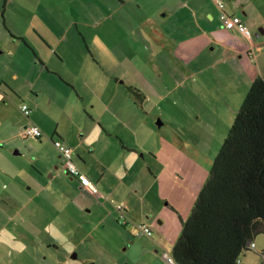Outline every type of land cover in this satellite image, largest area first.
<instances>
[{
  "label": "rangeland",
  "instance_id": "obj_1",
  "mask_svg": "<svg viewBox=\"0 0 264 264\" xmlns=\"http://www.w3.org/2000/svg\"><path fill=\"white\" fill-rule=\"evenodd\" d=\"M124 1L126 4L117 7V13L113 17L110 16L111 19L104 24L90 26L91 16L84 10V14L90 18L87 21L83 19L84 15L78 10V4L71 0H23L20 7L16 9L15 7L8 9V7L4 10L2 9L4 1L0 0V12L6 10V16L11 17L16 23L13 29L7 32L0 17V77L9 80L11 85H16L21 94L19 98L25 99L33 88L39 93L38 88L43 85L40 81H43L44 77L40 76L36 84L33 78H30V76L34 77L36 69L40 70L39 63L43 60L49 68L61 73L65 80L73 82L76 86L79 84L78 87L83 91L86 88L82 85L85 81L88 82L89 79L92 83L93 80H97L102 87L97 88V91L101 93L102 98L113 100L114 111L117 110V91L118 98L125 90L127 97L140 106L142 98L134 95L132 89H142L147 95V100L140 111L143 122L141 120L138 122L141 127L146 122L154 129H158L160 116L166 121L168 128L212 127L214 120L186 119L179 108L177 110L169 103L154 106L156 97H162L167 102L170 100L168 91H171L172 85L178 80L166 71L165 66V71L158 66L153 67L165 63L164 60L170 62L174 59L167 49L185 48L187 52L189 50L192 52L188 55L190 59H194V56L198 57L197 45L201 36L192 29V23L190 26L187 25L188 31L185 35L177 31L174 32L176 38L171 39L165 34H168L169 28L177 29L174 28L175 23L169 12L170 8L165 6L166 1L171 0ZM66 29H70L69 35H66ZM47 32L52 36L43 35ZM218 32L216 30V33ZM80 33L84 35V39ZM216 33H212L211 37ZM19 35H23L24 39L17 38ZM32 35L42 36L49 41L50 47L40 36L37 43L41 47L44 46L42 48L38 46L32 40ZM60 37L64 38V41L61 45L62 50L60 51L59 48L58 51L56 45L60 43L57 40ZM202 37L206 39L205 36ZM70 41L74 45L65 47ZM28 44L36 49L37 55ZM210 48L212 46L209 45L207 49ZM55 53H59L62 58L57 59ZM48 54L54 55L46 60ZM207 61L212 63L214 58ZM132 69L138 70L135 72L138 75ZM14 73L19 77H27L28 80L18 82L11 80V77L14 78ZM51 73L54 75H48L45 71L47 77L52 79L46 88H43L42 95L40 94L39 112L34 115L31 113L27 118L19 107L25 105L33 110V106L31 108L26 104L29 103L27 101L19 106L20 101L16 100L11 107V121L16 122L17 129L10 128L9 122L0 126V264H135L136 259H146L148 255L144 252L143 245L150 239L138 238L136 236L138 228L134 229L132 224L125 227L118 222L116 205L112 200L109 198L100 200L88 195L77 186L75 181L64 175V171L63 174H57L63 168L58 161V151L53 146V142L61 141L51 132L61 121L58 118L59 110L62 109L59 104L65 94L70 92L75 99L77 96L63 80L57 78L55 72ZM157 74L159 76L152 77ZM107 76L111 78L112 84L115 85L117 78L121 84L106 88L104 83L109 78ZM200 78L202 79V76ZM151 81L156 82V85L152 86ZM149 90L153 93H149ZM78 92L85 98L84 103L79 97L76 99L81 106L85 105L89 111L97 110L100 113L98 107L91 108V104L87 101L90 99L86 94L87 91L84 93L78 90ZM121 108L126 110L122 105ZM82 113L85 122L87 117L83 110ZM232 119L228 118L230 121ZM35 123L42 124L48 135L45 137L44 134L41 142L22 137L18 131V128L23 131L24 127L33 126ZM82 125L84 126V123ZM58 126L60 128L64 125L58 124ZM229 128L224 131L225 137ZM113 138L120 148L124 147L116 136ZM134 139L141 145L151 142L139 134L126 140V146L132 145ZM131 152L137 153L142 158L140 150L134 148ZM206 180L207 176L202 186ZM179 185L184 187L187 184L179 183ZM155 193L154 189L149 190L150 198L159 206L158 214L152 213V218H157L159 215V220L163 222L157 225L156 220H152L151 238H156L158 228L171 235L173 228H176L180 233V217L177 211L166 206L167 200L159 203ZM187 195L183 191L178 195V203H182L184 209H187L188 205ZM168 198L174 201L171 196ZM161 240L168 242L169 236L162 237ZM254 243L256 247L240 258L242 263L264 262L262 254L264 234L255 238ZM160 244L162 250L168 253L172 251L170 244ZM146 245L148 246V243ZM148 249L154 250V247L149 244Z\"/></svg>",
  "mask_w": 264,
  "mask_h": 264
},
{
  "label": "crops",
  "instance_id": "obj_2",
  "mask_svg": "<svg viewBox=\"0 0 264 264\" xmlns=\"http://www.w3.org/2000/svg\"><path fill=\"white\" fill-rule=\"evenodd\" d=\"M3 1V10L8 7V9L14 7L16 9L23 2V0ZM71 1L78 4L77 8L84 15L83 19L87 21L90 18L84 14V10L91 16L92 23L90 26L104 24L117 13V7L126 4L124 0ZM127 1L133 2V0ZM221 1L223 2V0ZM15 2H18V4L16 5ZM223 3L224 10L227 13L235 14L241 18L250 32L251 38L249 40L234 30H225L219 19L216 0L166 1L165 6L170 8L171 11L169 12L175 23L174 28H177L176 30L169 28L168 34L165 33L166 36L174 39L176 38L174 32L177 31L185 35V32L188 31L187 25L190 26L192 23V29L201 36L197 45L199 52L198 57L194 56V59H190L188 56L192 54L190 50L187 52L185 48H168L167 52L175 60L171 59L170 62L164 60L165 63L153 66H158L163 71H165V66L166 71L178 79L172 85L171 91H168L170 100L167 102L162 97H156L154 98V106L157 107L155 104L169 103L173 108L177 110L179 108L186 119L208 118L214 120L212 127L206 129L200 127L168 128L162 116L158 120V129H154L146 122L141 127L138 122L140 120L143 122L140 111H142L143 103L145 104L147 100V95L142 89H137L140 93L138 97L142 98L140 106L136 101H131L127 97L125 90L123 95L121 94L118 98L117 91V110L114 111L113 100L102 98L101 93L97 91V88H102L97 80H93L92 83L89 82V79V83L85 81L82 84L86 87L83 91L82 88L78 87L79 84L76 86L73 82L65 80L61 73L49 68L48 64L42 59L39 63L41 65L40 70L36 69L35 71L34 68V77L30 76L35 84L40 76L44 77V80L40 81V84L43 82V85L38 88L39 93L33 88V93L30 90L31 93H28L25 99H20L19 88H16V85H11L9 80L0 77V126L9 122L10 128L17 129L16 122L11 121V107L16 103V100L20 101L19 106L26 103V101L29 102L26 104L30 107L33 106V110L29 108L30 113L26 116L27 118L31 113L34 115V113L39 112L40 94L42 95L43 88H46L48 82L52 79V77H47L45 71L48 75H54L51 72H55L57 78L63 80L83 103L85 98L79 94L78 90L84 93L87 91L86 94L90 97L87 101L91 104V108L98 107L101 110L100 113L97 110L89 111L87 106H81L76 100L77 98L75 99L72 93L69 92L65 94L64 99L59 104L62 109L58 113V118L61 119L58 124L64 126L59 128L57 124L54 131L51 132V134H56L59 137L62 144L73 151L74 163L96 186L98 189L97 194H90L86 191L75 179L66 175L64 169L57 174H63L64 171V175L69 177L71 181H75L77 186L88 195H93L100 200L109 198L113 204L122 205L128 219V223L124 225L125 227L132 224L135 229L137 226L144 224L152 228L150 223L153 219L156 220L157 225L162 224L163 221L159 220V215L157 218H152V213L157 215L159 212L158 204L149 195V190L153 189L156 191L155 197L159 203L167 200L166 206L171 207L175 212L177 211L180 221L184 222L188 218L202 188L201 184L205 176L208 177L216 152L225 139L224 131L233 122L235 114L253 80L257 76L264 79V0H227ZM6 15V10L0 12L3 27L8 32L9 29H13L16 23ZM216 30L219 32L216 33ZM69 32H71L70 29H66V35H69ZM212 33H216L215 36L211 37ZM10 34L12 35V32ZM43 35H46V37L52 36L49 32ZM80 35L82 39L85 38L83 34L80 33ZM39 36L32 35L31 38L37 43ZM202 36H205L206 39ZM17 38L24 39L23 35H19ZM41 39H44L45 44L50 47L49 41L43 37ZM63 39L62 37L57 39L60 42L56 45L58 51L59 48L60 51L62 50ZM177 39L179 41V34ZM71 44L74 45L70 41V44L65 47L69 48ZM28 45L37 55L36 49L32 45ZM37 45L40 46L38 43ZM209 45L212 46L210 50L207 49ZM55 52L57 51L55 50ZM53 55L48 54L46 60L51 59ZM206 55H209V57L207 58ZM56 58L60 59L62 56L57 53ZM212 58H214V61L208 63L207 60ZM113 68L115 69L114 63ZM90 70L94 71L92 68ZM132 70L134 73L138 71ZM154 72L157 71L154 70ZM13 76L14 78L11 77V80L15 82L28 80L27 77H19L15 73ZM156 76L159 75H152L153 78ZM110 79V77L107 78V82L104 83V86H107L106 88L121 84L118 82V78L115 79V85L112 84ZM151 83L152 86L156 85L154 81H151ZM149 93H153V91L149 90ZM121 105L126 108L125 111L121 108ZM82 110L87 117L85 122ZM228 118L233 119L230 121ZM82 123H84V126ZM41 125L39 123L33 125L43 132L42 137L35 139L40 140V142L43 140L44 134L45 137L48 136ZM18 131H20V136L27 138L22 129L18 128ZM139 134L146 140H151V142L141 145L138 144V140L134 139V145L126 146V140ZM115 136L116 138L119 136L117 139L121 141L124 147L120 148L119 144L115 143V138H113ZM134 148L140 150L142 158L137 153L131 152ZM58 161L60 162L59 154ZM60 166L62 167L61 162ZM179 183H186L187 185L183 187ZM181 191L188 194L186 196L187 209L182 208V203H178V195ZM167 195L174 198V201L168 198ZM112 197L115 199H111ZM158 229L156 238L147 237L150 240H145L146 242L143 245L144 252L148 257L142 260L136 259L135 264H168L160 257V252L164 250H162L163 247L160 243L170 244L172 250L180 233L176 228H173L172 235L171 233H164L161 228ZM167 236H169V241L163 242L162 237ZM142 238L146 239V237ZM147 243L148 246L151 244L154 250H149ZM151 251L154 253L152 254Z\"/></svg>",
  "mask_w": 264,
  "mask_h": 264
},
{
  "label": "trees",
  "instance_id": "obj_3",
  "mask_svg": "<svg viewBox=\"0 0 264 264\" xmlns=\"http://www.w3.org/2000/svg\"><path fill=\"white\" fill-rule=\"evenodd\" d=\"M132 92L140 95L138 90ZM27 127L31 126L24 129ZM118 222L122 226L128 223ZM180 223V235L171 251L174 264H244L240 258L254 249L255 238L264 234L261 76L251 83L188 218ZM262 254L264 257V251Z\"/></svg>",
  "mask_w": 264,
  "mask_h": 264
},
{
  "label": "built area",
  "instance_id": "obj_4",
  "mask_svg": "<svg viewBox=\"0 0 264 264\" xmlns=\"http://www.w3.org/2000/svg\"><path fill=\"white\" fill-rule=\"evenodd\" d=\"M216 5L219 9V19L222 22L225 30H234L249 40L251 38L250 32L242 22L241 18L235 14L227 13L224 10V3L221 0H216ZM20 109L21 112L26 116L30 113V109L25 105H21ZM23 134L30 138H40L42 135L41 131L35 126L25 128L23 130ZM54 146L58 151L62 168L67 173V175L75 179L90 194H97L98 189L96 188V186L89 181L87 176L74 163L73 151L59 141H54ZM115 210L117 211L118 220L126 224L128 222V219L125 215L123 206L116 205ZM137 228L138 231L136 236L138 238H151L152 230L149 226L139 225L137 226ZM160 257L164 259L168 264H174V259L172 258L171 253L163 251L162 253H160Z\"/></svg>",
  "mask_w": 264,
  "mask_h": 264
},
{
  "label": "water",
  "instance_id": "obj_5",
  "mask_svg": "<svg viewBox=\"0 0 264 264\" xmlns=\"http://www.w3.org/2000/svg\"><path fill=\"white\" fill-rule=\"evenodd\" d=\"M65 174L67 175V173L65 172Z\"/></svg>",
  "mask_w": 264,
  "mask_h": 264
}]
</instances>
